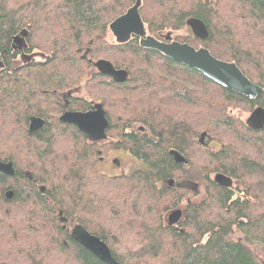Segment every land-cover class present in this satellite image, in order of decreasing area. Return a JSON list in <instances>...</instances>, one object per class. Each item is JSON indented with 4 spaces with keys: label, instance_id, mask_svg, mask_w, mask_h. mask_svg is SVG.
I'll use <instances>...</instances> for the list:
<instances>
[{
    "label": "trees",
    "instance_id": "obj_1",
    "mask_svg": "<svg viewBox=\"0 0 264 264\" xmlns=\"http://www.w3.org/2000/svg\"><path fill=\"white\" fill-rule=\"evenodd\" d=\"M140 1L149 35L166 41L163 31L178 32L175 41L236 63L262 91L245 98L219 87L141 48L135 36L108 40L109 23L134 0H0V160L14 167L13 176L0 172V264H105L70 237L76 224L121 264H257L251 247L264 250V128L250 129L244 117L264 108V0ZM192 17L205 24L206 39L185 24ZM22 53L42 58L25 61ZM100 58L127 79L96 71ZM78 87L80 97L68 93ZM88 99L102 104L108 121L106 139L95 143L58 119L86 110ZM32 116L44 125L30 132ZM202 132L217 149L199 143ZM109 148L139 165L98 170ZM170 149L187 163L174 162ZM217 172L235 190L218 186ZM179 204L184 213L174 227L165 215ZM235 232L240 237L231 239Z\"/></svg>",
    "mask_w": 264,
    "mask_h": 264
},
{
    "label": "water",
    "instance_id": "obj_2",
    "mask_svg": "<svg viewBox=\"0 0 264 264\" xmlns=\"http://www.w3.org/2000/svg\"><path fill=\"white\" fill-rule=\"evenodd\" d=\"M140 0H135L134 4L129 7L124 13L117 16L109 23V30L114 40L117 43H126L132 36L137 37L141 48L154 49L159 51L167 58L182 63L193 70H197L202 75L211 79L215 83L219 84V87H225L239 93L245 98L256 97L258 93L262 91L259 85L252 82L242 71L238 68L236 63L218 60L214 57L208 49L205 47H192L188 43H180L175 40H170L169 37L164 40L154 38L149 35L145 29V26L141 15L139 14ZM191 30L194 37L198 39H206L208 30L203 22L198 18H188L185 23ZM25 34V32H22ZM23 37L17 35L14 37V41L22 43ZM32 57H41L37 53L26 55V58L30 60ZM111 61L100 58L92 62V66L104 75L109 76L115 82H124L128 76L125 69L115 68L112 66ZM60 121L68 124L75 125L79 131H82L92 142L101 141L106 139V130L108 127L107 117H105V110L100 103H93V109L85 112L80 111H65L58 117ZM29 131H36L43 127L44 120L37 116H32L29 119ZM245 124L252 130H261L264 128V108L261 106L255 107L245 119ZM142 129L141 127H139ZM205 132L200 134V141H204ZM174 161L176 163H186V159L177 152L172 151ZM115 165H119L117 159L113 160ZM14 167L12 162H3L0 160V172L8 175H14ZM214 176V182L224 188L232 186V179L229 176L223 175L218 172ZM173 180L169 181L172 184ZM44 188L41 187V190ZM5 198L11 199L13 191L8 190L5 192ZM182 210L180 208L172 209L166 217V221L169 225H175L181 219ZM70 237L78 243V245L84 247L90 251L96 258L100 259L105 264H121L114 257H112L111 251L107 244L98 236L91 234L82 225L76 224L71 228Z\"/></svg>",
    "mask_w": 264,
    "mask_h": 264
},
{
    "label": "rangeland",
    "instance_id": "obj_3",
    "mask_svg": "<svg viewBox=\"0 0 264 264\" xmlns=\"http://www.w3.org/2000/svg\"><path fill=\"white\" fill-rule=\"evenodd\" d=\"M178 32H175V31H163L161 33V35L163 37H169L170 40H174L172 37L175 36ZM108 40L110 41H115L113 35L110 33V35L108 36ZM83 90H81L78 94H82ZM94 102H97L95 100H93ZM249 114V113H248ZM248 114L245 115L244 117V120L246 119V117L248 116ZM205 139V138H204ZM218 148V144L217 143H212V148H210V150H215ZM209 149V148H208ZM102 155H105V157H107V160H103V162H99L97 161L96 162V165L98 168V170L102 171V172H106L108 174H120L122 172H127L129 170H131L132 168H135L139 165V162L137 161V159L134 158V156H130L129 154H127L126 152H123V151H118V150H112L111 148L108 149V151L106 150L105 151V154H102ZM192 155H194L193 157H195V160L196 162L198 163L199 161H201V154L200 153H197V152H194ZM112 159H117L120 163L119 166L117 165H114L112 163ZM206 163V162H205ZM199 166L201 165L200 163H198ZM199 166H198V169H199ZM235 187L236 185L234 184L233 182V190H235ZM235 195H240V192L238 191H235L234 193ZM184 204H179L177 207L175 208H183ZM173 208V209H175ZM172 210V209H171ZM170 210V211H171ZM232 238L231 239H236V238H239L240 237V233L239 232H235L234 234H232L231 236ZM251 250L253 252V255L255 257V260H256V263L257 264H264V250L261 249V248H256L254 246L251 247Z\"/></svg>",
    "mask_w": 264,
    "mask_h": 264
},
{
    "label": "flooded vegetation",
    "instance_id": "obj_4",
    "mask_svg": "<svg viewBox=\"0 0 264 264\" xmlns=\"http://www.w3.org/2000/svg\"><path fill=\"white\" fill-rule=\"evenodd\" d=\"M135 1V0H134ZM141 2V1H140ZM144 26V25H143ZM22 44V46H24V44H23V42L21 43ZM22 46H19L18 48H20V47H22ZM204 47V46H203ZM26 55H29V54H27V53H22L21 55H19V57L21 58V59H23V60H25L26 61ZM92 66V65H91ZM94 68V67H93ZM95 69V68H94ZM96 70V69H95ZM97 71V70H96ZM81 91V88H74V89H72L71 91H68V93H72V94H75L76 96H78V97H80V94H78L79 92ZM89 100V99H88ZM93 103H97V102H94V101H90L89 100V107L86 109V110H65V111H80V112H85V111H89V110H91V109H93ZM64 111V112H65ZM63 112V113H64ZM62 114V113H61ZM60 114V115H61ZM60 115H59V117H60ZM37 117H39V116H37ZM41 118V117H40ZM68 124V123H67ZM71 126H74V127H76L75 125H73V124H70ZM77 128V127H76ZM197 139H198V141H199V143L200 144H204L205 142L204 141H200V139H199V137H197ZM212 143H214V142H212V141H208L207 143H205L206 145H208L209 146V148H212ZM217 148V147H216ZM173 150H176L177 152H179L177 149H170L169 150V154L172 156V158H173V160H174V157H173V155H172V151ZM124 152V151H123ZM127 153V152H126ZM183 157H184V159H186V157H185V154H183V153H181V152H179ZM103 160H107V157H105V155H101V156H99L98 158H97V161H99V162H103ZM113 160L114 159H112V163H113ZM96 161V162H97ZM175 162V161H174ZM186 163H187V159H186ZM114 164V163H113ZM180 164H184V163H180ZM115 165V164H114ZM119 165H120V163H119ZM119 165H117V166H119ZM185 165V164H184ZM218 173V172H217ZM216 174V173H215ZM215 174H213V175H215ZM212 175V176H213ZM213 179H214V176H213ZM172 185V184H171ZM194 187H195V189L194 190H196V195H195V200L196 201H201L202 200V198H203V192H202V190H200L199 188L200 187H198L197 185H194ZM231 187H233V184H232V186ZM181 209V208H180ZM182 210V215H183V213H184V208H182L181 209ZM170 212V211H169ZM168 212V213H169ZM167 213V214H168ZM182 215H181V217H182ZM176 226V224L174 225V227Z\"/></svg>",
    "mask_w": 264,
    "mask_h": 264
}]
</instances>
